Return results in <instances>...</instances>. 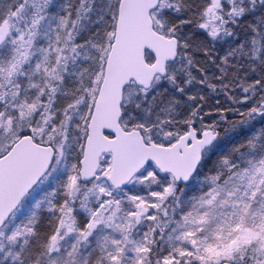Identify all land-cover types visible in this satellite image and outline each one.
Returning a JSON list of instances; mask_svg holds the SVG:
<instances>
[{"label":"snow or ice","instance_id":"1","mask_svg":"<svg viewBox=\"0 0 264 264\" xmlns=\"http://www.w3.org/2000/svg\"><path fill=\"white\" fill-rule=\"evenodd\" d=\"M0 264H264V0H0Z\"/></svg>","mask_w":264,"mask_h":264}]
</instances>
